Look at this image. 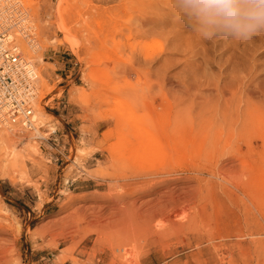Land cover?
Returning a JSON list of instances; mask_svg holds the SVG:
<instances>
[{
	"label": "rangeland",
	"instance_id": "374dc122",
	"mask_svg": "<svg viewBox=\"0 0 264 264\" xmlns=\"http://www.w3.org/2000/svg\"><path fill=\"white\" fill-rule=\"evenodd\" d=\"M19 1L39 98L33 131L0 124V264H264V31L204 38L174 0Z\"/></svg>",
	"mask_w": 264,
	"mask_h": 264
},
{
	"label": "built area",
	"instance_id": "2783aa9c",
	"mask_svg": "<svg viewBox=\"0 0 264 264\" xmlns=\"http://www.w3.org/2000/svg\"><path fill=\"white\" fill-rule=\"evenodd\" d=\"M6 5L10 3L0 1V124L32 129L36 77L32 65L17 45L18 40L29 41L27 34L31 30L25 32L13 28L12 21L19 18L20 12L13 16ZM13 34L21 38L14 39Z\"/></svg>",
	"mask_w": 264,
	"mask_h": 264
},
{
	"label": "clouds",
	"instance_id": "9594fccd",
	"mask_svg": "<svg viewBox=\"0 0 264 264\" xmlns=\"http://www.w3.org/2000/svg\"><path fill=\"white\" fill-rule=\"evenodd\" d=\"M174 6L204 38L247 41L264 31V0H174Z\"/></svg>",
	"mask_w": 264,
	"mask_h": 264
},
{
	"label": "bare ground",
	"instance_id": "6f19581e",
	"mask_svg": "<svg viewBox=\"0 0 264 264\" xmlns=\"http://www.w3.org/2000/svg\"><path fill=\"white\" fill-rule=\"evenodd\" d=\"M1 2H5V4L6 3H10V5H6L8 8H9V12H11L12 13V15L13 16H15L16 14H19V12H20V16H19V18L17 19V20H14V21H12V27L13 28H15V29H17L18 31H20V30H24L25 32L27 31V30H31V33L30 34H27L28 36V39H29V41H22V40H18L17 41V45L20 47V49L22 50V52L25 54V51H24V49H23V45L25 44V45H27V46H29L30 47V49L32 50V51H34L35 50V46H34V44H33V42H34V36H35V33H34V30H35V28H34V24H33V22H32V20H31V16H30V14H29V12L24 8V6L22 5V3L19 1V0H0ZM151 3V2H150ZM145 4V3H144ZM149 5V2H148V4H147V6ZM143 6V5H142ZM144 7H145V5H144ZM146 9V8H145ZM12 16V17H13ZM7 17V16H6ZM149 22H142V24H144V25H147ZM150 24V23H149ZM13 36H14V39H18V38H21V36L20 35H18V34H13ZM27 39V40H28ZM32 45H31V44ZM33 47H35V48H33ZM26 55V54H25ZM26 59L28 60V62L32 65V68H33V70H34V74H35V77H36V80H35V82H34V87H35V91H34V97H35V99L33 100L34 102H32V105H33V107L35 108V104H36V101L38 100V98H39V90H38V74H37V71H36V68H35V66H34V64L32 63V61L27 57V55H26ZM243 86V85H242ZM37 118V117H36ZM32 122H33V124H32V129H27V128H24V127H22V126H19L18 127V129H22V130H27V131H33L34 130V113H33V118H32ZM245 124V119H244V122H243V125ZM4 127V126H3ZM6 128H16V127H7L6 126ZM14 135V134H13ZM157 135V134H156ZM149 136V135H148ZM147 136V137H148ZM154 136V135H153ZM152 136V139L154 140L155 139V136L153 137ZM165 136V135H164ZM163 136V137H164ZM150 137H151V135H150ZM156 138H158V136L156 137ZM7 139V141L9 140L10 142L11 141H13V139H12V136L11 135H9V134H6V137H5V140ZM159 139V138H158ZM6 141V142H7ZM9 141H8V143H9ZM162 141H164V139L162 140ZM169 141V140H168ZM5 142V141H4ZM156 142L158 143V145H159V143L160 142H158L157 140H156ZM21 144V143H20ZM13 145V144H12ZM16 145H18V144H16ZM152 145V144H151ZM150 145V143H149V146H151ZM158 145H157V147H158ZM168 145V144H167ZM28 146H30V145H28ZM32 146H34V145H32ZM17 147L18 146H16L15 147V149H17ZM10 148H12V147H10ZM26 148V147H25ZM27 148H29V147H27ZM32 148V147H31ZM23 149V148H22ZM35 149H36V147H35ZM35 152V151H34ZM27 154V153H26ZM25 154V155H26ZM34 154H36V152L34 153ZM17 155V154H16ZM158 201V200H157ZM126 210V209H125ZM78 213V212H77ZM126 213V212H125ZM127 214V213H126ZM128 216V215H127ZM188 222H189V224H195V222H198L197 220H196V217L195 216H193V217H191V218H189V220H188ZM172 225V224H171ZM180 225V224H179ZM178 225V226H179ZM174 226V225H173Z\"/></svg>",
	"mask_w": 264,
	"mask_h": 264
}]
</instances>
